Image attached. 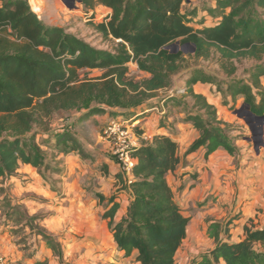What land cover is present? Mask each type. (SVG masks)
<instances>
[{"label": "trees", "instance_id": "1", "mask_svg": "<svg viewBox=\"0 0 264 264\" xmlns=\"http://www.w3.org/2000/svg\"><path fill=\"white\" fill-rule=\"evenodd\" d=\"M85 10L107 8L105 19L96 28L105 37L118 40L114 52L99 49L64 28L46 25L31 9L29 0H0V175H11L20 163L46 166L35 142L33 128L49 130L50 118L58 111H74L77 121L120 109L121 119L144 117L143 100L159 88L169 87L177 70L180 52L166 46L173 42L194 46L195 58L217 54L221 60L251 57L258 63L249 76L259 91L264 74V0H216L212 26L194 27L181 11L182 0H78ZM228 10V11H227ZM128 62L149 74L141 81L127 75ZM99 69V75H89ZM209 81L196 72L189 82ZM227 93L236 100L243 95L254 113L255 94L243 80L231 81ZM261 98V102H263ZM165 102V101H164ZM167 102V101H166ZM168 102H173L169 100ZM200 112H189L185 121L200 135L185 153L200 147L207 157L217 149L230 155L238 150L229 127L216 117L205 100ZM123 112H126L127 115ZM259 116V115H256ZM114 118V117H113ZM165 124L158 122V127ZM139 136L142 130L134 127ZM154 134L131 150L134 164L128 182L122 187L128 196L125 212L115 218L117 194H112L101 217L107 221L112 240L122 257L133 255L138 264H175L176 254L186 236L190 217L176 201L168 176L181 159L177 139ZM54 146L61 152L90 155L68 131H55ZM122 180V178H121ZM233 217L223 223L211 222L207 235L214 247L193 264H264V227H244L243 237L231 240ZM45 247L62 254L58 237L42 235ZM36 260L35 264H41Z\"/></svg>", "mask_w": 264, "mask_h": 264}, {"label": "rangeland", "instance_id": "2", "mask_svg": "<svg viewBox=\"0 0 264 264\" xmlns=\"http://www.w3.org/2000/svg\"><path fill=\"white\" fill-rule=\"evenodd\" d=\"M29 3L34 9L40 7L39 18L46 25L62 27L96 48L117 50L119 41L105 37L96 28V23L105 19L107 8L98 6L91 12L73 0H29ZM216 7V0H182L181 3V11L196 28L212 26L219 21L215 15ZM166 49L181 53L176 61L177 70L172 73L171 85L150 92L143 100L148 107L158 106L156 113L165 128L178 135L174 124L186 122L189 112L202 113L201 101L205 100L215 109L216 117L228 125L229 134L239 145L234 153L236 164L240 162L237 157L264 150V117L262 120L257 118L256 115L260 114L247 107L243 95L233 100L227 93L229 82L243 80L251 85L255 94L253 109L260 105L264 107V101L261 102V98L264 100V74L259 76L262 85L259 91L249 76V69L258 62L251 57L221 60L214 53L195 58L194 46L177 40L169 43ZM125 66L127 75L134 80L141 81L149 76L134 62ZM196 72L206 75L210 82L203 79L189 82ZM100 73L99 69L89 71L90 76ZM119 111L113 108L110 112L82 121H77L79 114L74 111L53 113L48 131L36 126L33 128L35 142L41 148L46 166L20 163L10 176L0 175V232L29 255L36 253L41 258L45 249L42 235L56 236L61 243L62 254L56 256L50 251L51 256H45L41 264H134L120 256L106 220L101 218L112 194H117L120 201L127 196L122 187L129 177L113 152L112 142L102 134L103 127L111 118L121 117ZM63 130L74 135L79 145L89 153V158L75 151L61 152L55 148L53 134ZM178 145L181 162L177 171L168 176V181L183 212L196 219L197 212L214 200V194L205 193L197 200L196 194L192 195L188 180L182 179L186 170L180 172V167L188 161L184 151L186 143ZM193 175L196 177L197 174ZM192 199H195L194 204ZM199 249L194 239L185 240L177 253L176 264H193L201 255ZM0 256L4 257L3 254Z\"/></svg>", "mask_w": 264, "mask_h": 264}, {"label": "crops", "instance_id": "3", "mask_svg": "<svg viewBox=\"0 0 264 264\" xmlns=\"http://www.w3.org/2000/svg\"><path fill=\"white\" fill-rule=\"evenodd\" d=\"M194 87L195 84L192 85L193 89ZM144 110L147 114L136 119L138 121V129L142 130L138 138L139 143L141 140L150 141L154 134H168V130L165 127H158V120H160L158 113H156L159 110L158 106ZM168 120L170 122L171 119L168 118ZM174 125L178 130V135L173 133L169 135L177 139L178 143H186L187 148L200 135L199 131L189 122H177ZM204 151L205 148L200 147L186 154V160L188 161L184 167H180V172L186 170L182 179L188 180L187 184L192 195L196 194V200L202 198L205 193L214 194V200L207 203L202 210L197 212L196 219L190 218L186 228V236L182 242L183 245L185 240L194 239L200 248L201 255L209 252L215 245L214 239L207 235V227L211 222L223 223L233 217L235 213H239V217L233 219V224L230 228L232 241L243 237L245 226L251 228L264 227V150L261 152L257 151L253 155L247 153L237 157L240 159L238 164L234 162L236 157L228 154L223 149H217L207 157L204 156ZM191 174L197 175L195 177L194 175L191 176ZM127 175L130 178V174ZM172 189L174 190L173 187ZM195 199L191 200L193 204ZM176 201L178 202L177 196ZM117 202L119 206L115 218H119L125 212L128 196L123 201L118 199ZM191 220L192 227H190ZM42 243L40 248L43 251ZM50 251V249L45 247L43 258L38 257L36 253L29 255L20 249L19 245L9 241L6 234L0 232V254L9 257L12 261L15 260L21 264H35L36 260L42 261L46 257L49 258L51 256ZM119 254L121 256V253ZM125 258L133 261V255ZM133 263L138 264L134 261Z\"/></svg>", "mask_w": 264, "mask_h": 264}, {"label": "built area", "instance_id": "4", "mask_svg": "<svg viewBox=\"0 0 264 264\" xmlns=\"http://www.w3.org/2000/svg\"><path fill=\"white\" fill-rule=\"evenodd\" d=\"M31 9L38 16L40 7ZM108 12V11H107ZM106 12V13H107ZM138 125V121L132 119L111 118L102 129V134L105 139H108L113 144V152L117 159L122 164V168L126 174H130L134 159L131 156V150L139 145V136L135 133L134 127ZM9 260V263H7ZM21 264L15 260H10L5 256H0V264Z\"/></svg>", "mask_w": 264, "mask_h": 264}, {"label": "water", "instance_id": "5", "mask_svg": "<svg viewBox=\"0 0 264 264\" xmlns=\"http://www.w3.org/2000/svg\"><path fill=\"white\" fill-rule=\"evenodd\" d=\"M73 1H77L78 3H79V1L78 0H73ZM247 107H249L248 105H247ZM264 117V115H260V116H257V118H259V119H261L262 120V118Z\"/></svg>", "mask_w": 264, "mask_h": 264}]
</instances>
